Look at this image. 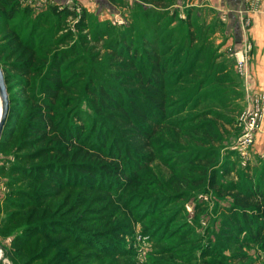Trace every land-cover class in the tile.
Segmentation results:
<instances>
[{
	"label": "rangeland",
	"instance_id": "rangeland-1",
	"mask_svg": "<svg viewBox=\"0 0 264 264\" xmlns=\"http://www.w3.org/2000/svg\"><path fill=\"white\" fill-rule=\"evenodd\" d=\"M44 1L61 11L51 10L44 24L21 37L44 40L35 47L38 72L21 78L2 69L8 112L0 132V264H264V232L249 236L250 224L240 216L264 218V198L261 206L243 211L233 205L237 189L264 181V147L254 149L259 116L253 125L247 119L251 110L260 111L261 96L249 92L248 79L230 56L214 55L210 45L206 49L203 29L196 44L190 40L189 0H87L85 6ZM65 7L75 18L59 15ZM76 20L82 25L76 27ZM61 37L65 42L56 44ZM121 41L135 64L146 58V48L159 59L175 58L179 49L186 72L177 81L176 66L170 69L157 93L165 113L142 121L153 132L138 151L144 156L141 166L125 180L95 173L89 184L66 183L39 201L37 191L47 181H36L41 163L26 155L38 145L26 132L42 100L48 65L62 48L73 49L75 57L73 73H67L70 103L59 110L57 130L76 117V125L88 130L80 135L86 140L94 134L93 124L106 126L104 148L116 140V156H123L128 139L120 132L122 123L96 113L90 92L100 84L133 86L147 107L145 91L125 83L134 68L117 71L115 62L127 57H116ZM3 58L4 53L2 65ZM116 98L130 112L128 99ZM119 160L126 164L125 157ZM232 216L240 223L228 233L223 229Z\"/></svg>",
	"mask_w": 264,
	"mask_h": 264
},
{
	"label": "trees",
	"instance_id": "trees-1",
	"mask_svg": "<svg viewBox=\"0 0 264 264\" xmlns=\"http://www.w3.org/2000/svg\"><path fill=\"white\" fill-rule=\"evenodd\" d=\"M19 5L20 0H0V16L6 19L13 18ZM48 9L47 11L37 12L30 20H22L12 26L9 32L2 35L0 57L4 53V60H1L4 63V65L1 64L4 71L21 78L28 73L30 75L38 72L36 65H33L35 47L43 45L44 40L42 38L34 39V36L31 37V35L21 37L26 29L27 31L37 30L38 25L45 23L48 18L47 14L56 8L51 5ZM22 11L27 13L29 9L24 7ZM73 12L72 9L65 7L62 14L59 15L73 19L75 18ZM82 23V21L76 20L74 25L79 27ZM64 42V38L61 37L56 44ZM121 43L119 53L115 56L121 58L125 55L127 57L115 62L118 67L117 71H127L134 68V76L125 83H135L141 87V90L145 91L144 97L148 100L147 107L144 108L140 105L137 100L138 93L136 91L138 89L133 86L100 84L97 88L90 89V92L92 93L91 102L96 113L105 116L107 120L111 119L114 122L119 120L122 123L120 132L128 139L125 149L120 152L123 156H116L118 154L116 140L112 142V145L109 144L107 149L104 148L108 139L106 126H103V130L100 125L95 129V124H93L91 129H93L94 134L90 138L86 137V140H82L80 135L88 130L85 128L86 126L76 125L77 122L75 121H78L76 117L68 118L69 121H74L71 126H64L59 131L57 130V126L62 121V114H59L61 113L59 110L66 109L70 103L69 94L65 92L71 88V79H68V76L73 73L71 71L73 67L72 58L75 57V52L73 49L62 48L57 51L56 60L54 59L49 63L41 89L42 100L37 102L26 132L31 137L28 139H31V144L38 145L37 148L26 155L28 160H37L41 163L37 164L34 170L36 181L38 183L47 181L43 186L39 185L43 188L37 191L39 201L43 199V195L63 187L66 183L89 184L96 177L95 173H99L101 177L110 174L116 179L125 180L129 178L131 173H137L136 171L141 166L142 161L139 158L143 157L144 159V156L138 151H142L146 147V139L153 132L142 121H148L155 116L160 119L165 113L158 108L162 105L158 102L157 93L158 90L162 89L168 73L172 71L170 69L176 66L177 81H180V77L185 75L186 72L179 65V57L182 53L179 49H176L175 58L159 59L156 55L148 52L152 51L151 48H146L148 50L146 58L135 64L132 60L134 56L131 49L129 50L127 42L121 41ZM122 94L129 101L130 112L127 111L122 101L116 98ZM177 113L178 111H176ZM121 157L126 158V164L123 166H121L123 163L119 160ZM234 193L233 205L235 208L243 211L249 206H261L260 199L264 198V181L248 182ZM240 216L245 223L250 224L248 226L250 229L249 236L264 232V218L245 213ZM239 223L240 218L232 216L223 230L229 233L232 227H238ZM251 226L254 227L251 228ZM226 236L230 237V235ZM96 237L99 239L101 234H97Z\"/></svg>",
	"mask_w": 264,
	"mask_h": 264
},
{
	"label": "crops",
	"instance_id": "crops-1",
	"mask_svg": "<svg viewBox=\"0 0 264 264\" xmlns=\"http://www.w3.org/2000/svg\"><path fill=\"white\" fill-rule=\"evenodd\" d=\"M34 1L37 0H33L32 3ZM38 1L40 3L33 6L31 0H20L13 18L6 19L0 16V43H2V35L9 32L12 26L24 19L30 20L37 12L47 11L49 6L53 5L51 4L53 2ZM72 1L87 5V0ZM106 1L100 0L99 4H105ZM188 2L190 6L188 30L190 40L194 44L197 43V31L203 29L206 49L210 45L211 51L215 52L214 55L218 54L224 59L228 55L235 62L243 46L249 45L242 65L243 79H248L246 83L251 89L249 92L261 96L260 111L257 108L260 122L254 136V149L264 147V0H189ZM24 7L29 9L27 13H23ZM57 9L60 7L56 6ZM102 9L108 11L107 7ZM100 10L101 8L98 11ZM236 71L239 74L237 63ZM260 151L264 152V148Z\"/></svg>",
	"mask_w": 264,
	"mask_h": 264
},
{
	"label": "water",
	"instance_id": "water-1",
	"mask_svg": "<svg viewBox=\"0 0 264 264\" xmlns=\"http://www.w3.org/2000/svg\"><path fill=\"white\" fill-rule=\"evenodd\" d=\"M6 90L2 66L0 64V132L8 112V97Z\"/></svg>",
	"mask_w": 264,
	"mask_h": 264
},
{
	"label": "built area",
	"instance_id": "built-area-1",
	"mask_svg": "<svg viewBox=\"0 0 264 264\" xmlns=\"http://www.w3.org/2000/svg\"><path fill=\"white\" fill-rule=\"evenodd\" d=\"M247 48H249V45L246 44V45L243 46V50H240V52H239L240 53V56L236 60V63H237L238 68H239V75H242V76L244 74L243 73V69H242V65L244 63V58L246 57V50H247ZM257 117H258V110L257 109L251 110L247 114L248 123L250 125H253L256 122Z\"/></svg>",
	"mask_w": 264,
	"mask_h": 264
}]
</instances>
